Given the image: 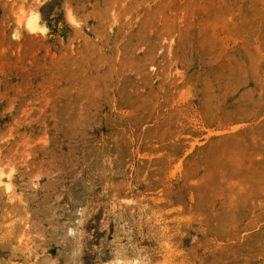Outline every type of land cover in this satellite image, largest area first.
Here are the masks:
<instances>
[{"label":"rangeland","instance_id":"1","mask_svg":"<svg viewBox=\"0 0 264 264\" xmlns=\"http://www.w3.org/2000/svg\"><path fill=\"white\" fill-rule=\"evenodd\" d=\"M0 264H264V0H0Z\"/></svg>","mask_w":264,"mask_h":264}]
</instances>
